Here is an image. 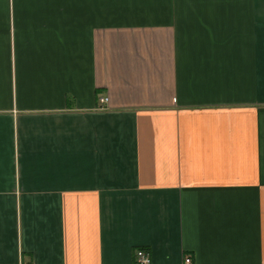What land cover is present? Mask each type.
<instances>
[{"label": "crops", "instance_id": "0c3cea01", "mask_svg": "<svg viewBox=\"0 0 264 264\" xmlns=\"http://www.w3.org/2000/svg\"><path fill=\"white\" fill-rule=\"evenodd\" d=\"M138 249L264 264V0H0V264Z\"/></svg>", "mask_w": 264, "mask_h": 264}, {"label": "built area", "instance_id": "2783aa9c", "mask_svg": "<svg viewBox=\"0 0 264 264\" xmlns=\"http://www.w3.org/2000/svg\"><path fill=\"white\" fill-rule=\"evenodd\" d=\"M108 100V97H101L100 101L102 103L106 102ZM137 258L140 262V264H150L151 259H150V255L148 252H146L143 249H138L136 252ZM186 262L190 263V258H186Z\"/></svg>", "mask_w": 264, "mask_h": 264}]
</instances>
